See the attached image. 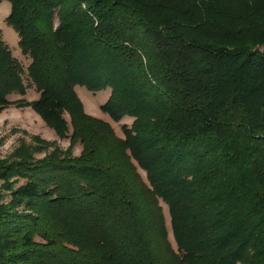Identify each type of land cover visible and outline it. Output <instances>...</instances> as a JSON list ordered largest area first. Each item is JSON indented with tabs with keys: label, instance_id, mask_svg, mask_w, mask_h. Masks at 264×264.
Returning <instances> with one entry per match:
<instances>
[{
	"label": "trees",
	"instance_id": "16d2710c",
	"mask_svg": "<svg viewBox=\"0 0 264 264\" xmlns=\"http://www.w3.org/2000/svg\"><path fill=\"white\" fill-rule=\"evenodd\" d=\"M8 1L31 61L0 31V111L71 148L0 159V264H264V0Z\"/></svg>",
	"mask_w": 264,
	"mask_h": 264
},
{
	"label": "rangeland",
	"instance_id": "374dc122",
	"mask_svg": "<svg viewBox=\"0 0 264 264\" xmlns=\"http://www.w3.org/2000/svg\"><path fill=\"white\" fill-rule=\"evenodd\" d=\"M233 6L235 8H237V6L245 8L247 5ZM10 12L11 2L8 0L1 2L0 31L5 41L12 49L13 54L23 63L24 67L27 68L31 60L21 51L18 32L6 22V18ZM246 18L248 20L253 19L258 25H264V17H261L260 15L253 14V16H247ZM58 23L59 20L56 19L55 24L58 25ZM259 48L264 50V44L260 45ZM25 79L26 82L29 83L26 75ZM76 90L84 103L85 111L89 115L108 121L114 127L119 136H124L123 124L131 125L133 117L125 116L120 121H116L101 108V105L108 100L111 94L110 87L94 92L88 90L85 86L78 85ZM39 96L40 94L35 87L30 86L25 95L15 93L10 95L9 98L12 101L21 98H25L27 101H33L39 98ZM65 118L68 121L71 119L68 113H65ZM70 148V137L60 136L55 129L45 121L41 113H39L32 105L12 102L0 111V159L13 161L20 159L27 153L33 154L37 159H42L48 157V155L56 150L64 152ZM81 151V144H77L72 149L74 155H80ZM142 173L144 174V172ZM1 182L2 180L0 183ZM10 199V194H7L4 201H9Z\"/></svg>",
	"mask_w": 264,
	"mask_h": 264
}]
</instances>
